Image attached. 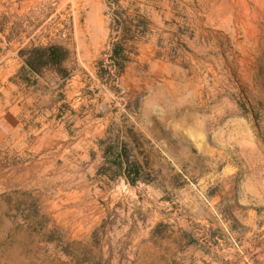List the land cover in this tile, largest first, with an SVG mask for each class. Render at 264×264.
Here are the masks:
<instances>
[{"label": "rangeland", "instance_id": "obj_1", "mask_svg": "<svg viewBox=\"0 0 264 264\" xmlns=\"http://www.w3.org/2000/svg\"><path fill=\"white\" fill-rule=\"evenodd\" d=\"M82 2L0 0V264H236L235 207L195 172L225 163L187 137L264 157V0H95L108 26L73 29ZM49 44L65 79L19 56Z\"/></svg>", "mask_w": 264, "mask_h": 264}, {"label": "crops", "instance_id": "obj_2", "mask_svg": "<svg viewBox=\"0 0 264 264\" xmlns=\"http://www.w3.org/2000/svg\"><path fill=\"white\" fill-rule=\"evenodd\" d=\"M95 0H83L74 16L73 29L97 30L108 26L102 5H94ZM142 114L145 117L146 128L157 137L159 112L158 107H149ZM200 125V132L203 133ZM188 142L195 148V159H201L204 165L208 159L222 158L225 163L219 171H209L207 167L197 166L195 172L200 174L199 184L219 191L222 202H232L235 210L231 211L228 223L235 225L232 234L238 238V243L231 248L236 254V264H264V157L260 144L255 143L253 137L240 141L236 155L237 165L228 160L230 150L223 140L218 146L217 137H187ZM224 143V145H223Z\"/></svg>", "mask_w": 264, "mask_h": 264}, {"label": "trees", "instance_id": "obj_3", "mask_svg": "<svg viewBox=\"0 0 264 264\" xmlns=\"http://www.w3.org/2000/svg\"><path fill=\"white\" fill-rule=\"evenodd\" d=\"M26 70L34 75L43 76L52 71L61 79L69 75L66 63L70 58V51L61 44L30 45L19 52ZM138 174V171H135Z\"/></svg>", "mask_w": 264, "mask_h": 264}]
</instances>
